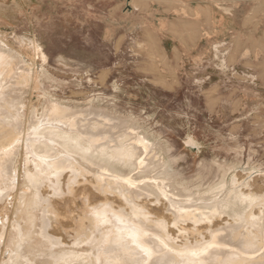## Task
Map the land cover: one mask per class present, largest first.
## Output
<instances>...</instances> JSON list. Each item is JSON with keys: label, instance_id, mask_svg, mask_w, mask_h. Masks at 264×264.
<instances>
[{"label": "rangeland", "instance_id": "rangeland-1", "mask_svg": "<svg viewBox=\"0 0 264 264\" xmlns=\"http://www.w3.org/2000/svg\"><path fill=\"white\" fill-rule=\"evenodd\" d=\"M248 5L258 6L251 21L259 15L254 22L261 26L241 25ZM168 36L172 39H166ZM263 36L264 0H0L1 51H6L8 45L10 51L6 52L19 55L24 61L28 57L24 41L35 39L47 55V59L37 60V70L15 66L7 76L14 94H21L19 91L27 86L23 79L27 71L42 72V89L23 93L26 106L20 104V108L23 106L26 115L34 106L38 109L37 119H48L42 114V107L50 99L71 106L67 108L74 111L61 125L73 124L78 118L83 125L89 123L90 105L132 119L150 141L163 146L159 158L167 161L165 169L177 185L196 196L209 195L221 186L225 191L220 197L235 192V210L231 214L205 207L197 210L196 216L184 219L191 234H196V227L205 232L208 227L219 229L216 233L222 234V227L228 222L235 228L224 229L252 230L253 236L260 237L256 255L264 253V221L254 227L255 222L248 216L254 207L255 213L264 217V212L257 213L258 203L250 196L251 191L264 195ZM232 52L236 58H230ZM56 125L60 126L58 122ZM102 132L93 136L86 131L83 136L100 141L111 138L110 133L109 136ZM120 133L112 137L117 138ZM41 137L43 143L53 144L48 133ZM62 147L69 154L57 156L74 159L72 155H80L75 146ZM53 150L58 152V148ZM84 161L86 166L92 162L85 155ZM96 169L98 172L92 175L100 173L115 184L137 187L149 182L139 169L111 163L97 165ZM67 171L64 176L69 175ZM83 183L90 190L89 196L96 191L89 182ZM82 186L77 184L76 191ZM44 191H51L53 196L51 188ZM108 196L117 199L114 192ZM53 199L64 202L61 197ZM101 199V195L95 197L96 201ZM80 200L76 198L73 203V215L83 206ZM150 200L151 197L144 198L152 206ZM207 213L220 214L209 222L202 221L197 226L193 223ZM48 215L52 222L49 231L61 240L60 247L73 244L75 228L59 225L70 223L69 219H60L51 212ZM172 230L178 231L177 227ZM1 250L4 259H8L9 253ZM19 250L24 252V259L35 258L24 246ZM50 258L38 260L48 264Z\"/></svg>", "mask_w": 264, "mask_h": 264}, {"label": "bare ground", "instance_id": "bare-ground-1", "mask_svg": "<svg viewBox=\"0 0 264 264\" xmlns=\"http://www.w3.org/2000/svg\"><path fill=\"white\" fill-rule=\"evenodd\" d=\"M24 42L25 55L28 56L27 59L24 57V61L20 60L19 55L15 54L16 56H14L7 53V50L10 51L8 45H5L6 51L0 49V142L6 138H19L22 141V144L17 146L15 157L11 161V172L6 168L3 177H0V191L5 193V195L0 196V220L5 221V223L0 224V236L5 237L4 242H0V264H14L17 261L19 264H23L21 259H24V252L17 251L16 247L10 245L13 235L17 238L23 236L24 243L22 246L26 251H32L33 254H36L30 256L35 257L32 259L33 261L42 260L44 256H49V258L51 256L55 259L62 254H67L60 250L61 240H58L49 231V226L52 224L51 217L48 215L49 212L53 213L55 217H60V219H69L70 223H59L61 228H66L68 225V228L72 227L70 229L75 228V240L71 245L78 243L80 249L72 255H84L85 252H80L82 250H85L86 253L92 252L97 244L94 243L89 247L84 243V240L101 241V234L95 230V220L91 215L96 210L107 213L109 219L113 221L111 225L105 228L104 232L106 235L107 231L111 230L115 234L111 237V243L113 245L118 243L125 245L115 255L106 257L112 264H119L124 251L129 253L130 264H134L138 253L132 251L134 245L129 239L133 232L140 236L147 247H153L152 243H149L150 239L159 237L168 245V248L173 250V253L201 246L205 242H215L221 245L219 248L210 250L206 258L201 257V260H206L207 264H264V253L262 255L255 254V248L260 244V237L253 236L252 230L236 232L231 229L229 231V229L224 228H235V225L227 222L222 227L224 231L222 234L216 233L219 229L211 228L212 230H209V227L206 232L196 227V234H191V227L186 225L184 219L196 216L199 209L205 207L221 209L220 213L231 214L235 210L233 202L236 198L235 192L230 191L226 197H220L219 194L225 191V187L221 186L222 189L207 193L209 195L198 193L196 196L190 194V190L184 185L185 188L177 185L167 168L165 169L167 161L159 158L158 153L162 155L159 150H163V146L156 140L154 143L150 141L148 134L143 133L140 126L132 119L111 113L105 108L90 105L87 108L90 109L91 113L89 123L83 125L81 124L82 119L78 118L73 124L61 125L64 118L70 117L74 111L67 108L71 106L50 99L42 107L44 111L42 114L45 117L48 116V119H37L38 109H34V106L29 107L28 115H26V110L22 109L24 105L26 106L23 93L28 89H42L43 84L40 78L42 72L27 71L26 74L28 75L23 76L27 86L19 91L21 94H14V87H10L11 84L7 76L15 66L21 67L22 70H37L35 68L37 60L41 57L45 60L47 55L37 40L29 39ZM248 52L247 49L244 54L248 55ZM10 57L13 60H10ZM230 58H236V55L234 56L232 52ZM20 104L23 105L22 108H20ZM81 110L76 109L75 111ZM8 116H12L13 119ZM99 117L105 118L106 121H102L103 118L100 119ZM57 122L60 126L56 125ZM38 125L43 126L38 132L32 133L30 136L29 129ZM131 129L135 131H131ZM103 130L108 133L107 135L109 133L111 135L107 141L87 140L83 136L86 131L94 133L93 136H98L100 133L103 134ZM118 132L122 133L117 138L112 137ZM47 133L50 141H55H52L53 144L50 146H55L53 149L58 148V152H55L47 145L48 143L45 144L40 139ZM111 141H114V144H111ZM62 144L77 147L80 155L75 157L76 155L70 154L72 157L74 156V159H69L71 157L67 155L57 156L61 153H68ZM88 149L91 150L88 151ZM150 150L152 155H150ZM125 152H130L136 156L135 167H132L131 162L123 161ZM143 154L146 156L142 157ZM84 155L92 161L89 166L85 165ZM141 160L145 161L143 167H141ZM103 163L130 167L134 170L139 169L140 175H143L149 182L131 187L112 183L100 173L92 175L98 172L97 169H100V167L96 169L97 165ZM66 169H69L67 172L70 173L64 176ZM83 181L89 182L92 188L96 190L90 196L88 195L90 190L86 188V183ZM81 183L83 186L77 192L75 186ZM47 187L51 188L53 196L51 191H44V188ZM110 191L115 193L117 199H111L108 196ZM100 195L102 199L96 201L95 197ZM165 195L168 196L167 200L163 199ZM9 196H11V200L8 199ZM250 196L254 198H252L254 202L258 203V206L255 205L258 208L257 213H263L264 208L261 207V204H264V195L251 191ZM54 197H61L64 201L63 204L54 200ZM145 197H151L152 206L144 202ZM76 198L81 199L83 206L80 208L79 205L80 212L73 215L75 210L73 203ZM158 204L161 206L153 207ZM254 209L256 208L253 207L247 216L255 222L253 226L258 227L263 225L264 217L256 214ZM220 213H207V215H202L203 219L195 220L193 223L197 226L200 222L202 224V221L209 222ZM115 217H119L124 223L119 224ZM13 224L17 228L15 233L12 230ZM172 227H177L178 231L176 232L178 233L174 232ZM117 229L120 231L118 232ZM145 233L148 235L145 236ZM221 236H227L230 242L222 240ZM213 237H215V241H213ZM156 243L157 246L154 250L159 251L161 264L164 260H179V257L167 252L166 249L159 246L158 242ZM225 243H227V247L223 246ZM228 247H235L238 251H233ZM1 249L9 253L8 259H4ZM94 259L95 253L92 256L85 255L87 264H93Z\"/></svg>", "mask_w": 264, "mask_h": 264}, {"label": "snow or ice", "instance_id": "snow-or-ice-1", "mask_svg": "<svg viewBox=\"0 0 264 264\" xmlns=\"http://www.w3.org/2000/svg\"><path fill=\"white\" fill-rule=\"evenodd\" d=\"M42 126L43 125L35 128H30V136L32 133L38 132L40 130V127ZM21 144L22 141L19 138H6L4 141L0 142V177H3L6 168L9 172H11V161L15 157L17 146ZM90 150L91 149H88V151ZM123 161L131 162L132 167H135L136 156L130 152H125L123 155ZM144 163L145 161L141 160V167H143ZM3 195H5V193L3 191H0V196ZM8 199L11 200V196H9ZM163 199L167 200L168 196L165 195ZM245 199H248V197H245ZM261 207L264 208V204H261ZM91 215L95 220V230L101 234L100 242H95L91 239L84 240V243L89 247H91L94 243L97 244V246L93 248V251L85 253L84 255H72V253L80 249V245L78 243L76 245H70L68 247L62 246L60 249L61 252L67 254H62L55 259L50 258L48 264H87L85 255L92 256L93 253H95L93 264H112V262L106 259V257L115 255V253L118 250L123 249L125 245L123 243H118L115 245L111 243V237L115 235L111 230H108L106 235L104 234L105 228L111 225L113 222L112 219H109L107 213H104L102 210H96L93 211ZM115 219L119 224L124 223V221L119 217H115ZM2 223H5V221L0 220V224ZM12 230L13 233L17 231L15 224H13ZM117 231L119 232L120 229H117ZM144 235L147 236L148 234L145 233ZM220 238L226 242H230L227 236H221ZM129 239L131 240L132 245H134V249H132V251L138 253L134 264H161V261L159 259L160 253L159 251L154 250L157 246L156 242L159 243L160 247L166 249L167 252L172 253L176 257H179V260H164L163 264H207V261L201 260V257L206 258L209 255L210 250L221 247V245L215 242H205L201 246L173 253V250L168 248V245L164 243V241L160 240L159 237H155L154 239L149 240V243H152L153 247L145 246L144 241L135 232L130 234ZM4 240L5 237L0 236V242H4ZM213 241H215V237H213ZM23 243V236L17 238L15 235H13L12 240L10 241V245L16 247L17 251H19V248ZM223 246L227 247V243H225ZM53 247H56V245H53ZM14 264H19V262H14ZM23 264H41V262L39 260L33 261L25 258L23 260ZM119 264H130L128 251L123 252V258L120 260Z\"/></svg>", "mask_w": 264, "mask_h": 264}, {"label": "crops", "instance_id": "crops-1", "mask_svg": "<svg viewBox=\"0 0 264 264\" xmlns=\"http://www.w3.org/2000/svg\"><path fill=\"white\" fill-rule=\"evenodd\" d=\"M258 6H254V5H248V9H247V14H246V16L243 18V20L241 21V25L243 26V27H248V28H250V27H258V26H261L262 24L260 23V22H254V21H256L257 19H259L258 17H259V15L257 16V18H254V20L253 21H251V16H253V13L256 11V8H257ZM260 20H261V18H260ZM205 25V24H204ZM201 26V25H200ZM247 32H249V29H247ZM252 36V35H251ZM173 37V36H172ZM253 37H255V35H253ZM168 38H170V39H172L170 36H168L166 39H168ZM261 38V41H264V36L263 37H260ZM173 42V41H172ZM174 43V42H173ZM174 47V46H173ZM172 47V48H173ZM164 49H166V50H168L167 49V45L164 43Z\"/></svg>", "mask_w": 264, "mask_h": 264}]
</instances>
